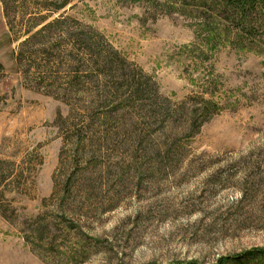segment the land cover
I'll return each instance as SVG.
<instances>
[{
  "label": "rangeland",
  "instance_id": "374dc122",
  "mask_svg": "<svg viewBox=\"0 0 264 264\" xmlns=\"http://www.w3.org/2000/svg\"><path fill=\"white\" fill-rule=\"evenodd\" d=\"M64 2L0 0V264H264V27Z\"/></svg>",
  "mask_w": 264,
  "mask_h": 264
},
{
  "label": "trees",
  "instance_id": "16d2710c",
  "mask_svg": "<svg viewBox=\"0 0 264 264\" xmlns=\"http://www.w3.org/2000/svg\"><path fill=\"white\" fill-rule=\"evenodd\" d=\"M221 2L223 4L224 18L228 19L236 29L239 28L243 32L253 33L252 35H254V32L256 33L264 27V0H221ZM66 3H68V0H65L64 4ZM8 173L0 167V196L3 195L4 189L2 187L8 179ZM20 181L19 174L13 177L9 184H19ZM4 213L2 212V215L6 217ZM233 259H235L233 256L219 258L215 264H225Z\"/></svg>",
  "mask_w": 264,
  "mask_h": 264
}]
</instances>
